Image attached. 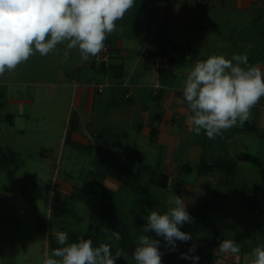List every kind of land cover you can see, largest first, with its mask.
<instances>
[{
  "label": "crops",
  "instance_id": "obj_1",
  "mask_svg": "<svg viewBox=\"0 0 264 264\" xmlns=\"http://www.w3.org/2000/svg\"><path fill=\"white\" fill-rule=\"evenodd\" d=\"M149 2L144 5L135 0L134 7L116 22L117 30L105 41V59L97 55L88 62L64 65L59 80L36 82L42 86V100L20 101L30 104L29 115L41 114L38 117L48 124L66 115L61 135L56 137L57 147L42 145L41 153L48 155L49 149H56L57 165L66 172L69 157L87 155L92 162L87 170L92 179L88 185L91 197L115 195L127 181H133L130 172L137 173L141 182L171 187L168 198L181 196L190 211L196 208L198 195L204 194L206 229L228 235L227 220L232 215L231 220L245 221L243 253L227 259V264H248L249 241L255 240L256 233L264 234V97L243 126L224 131L215 140L190 130L187 105L178 100H183V82L197 59L246 54L250 65L264 69V0H169L162 11ZM146 8L159 14L156 21ZM142 11L143 22L137 16ZM128 12L135 16L128 18ZM178 28L182 31L177 32ZM158 57L166 61L162 68L156 66ZM99 85L104 86L102 91ZM0 91L3 105L8 93ZM48 97L57 100L49 102ZM9 151L16 159L17 151ZM57 183L71 194H87L83 188L74 193L78 187L72 174ZM91 226L86 231H59L86 233ZM117 227L123 233L125 226ZM186 233L203 241L208 264L218 246H212L207 234ZM123 235V243H134Z\"/></svg>",
  "mask_w": 264,
  "mask_h": 264
},
{
  "label": "rangeland",
  "instance_id": "obj_2",
  "mask_svg": "<svg viewBox=\"0 0 264 264\" xmlns=\"http://www.w3.org/2000/svg\"><path fill=\"white\" fill-rule=\"evenodd\" d=\"M149 1L140 0L144 5L150 4ZM145 10L152 15V20L156 21L159 17V14H155L150 8ZM144 13L145 11H142L137 14L142 22L145 20ZM130 14L133 13L128 12V18L135 16ZM181 31L182 29H179L177 32ZM64 50L65 45L61 44L47 56L42 57L35 53L15 70H6L5 75L0 77V89L8 93L3 105L0 104V134L3 136L0 138V144L5 146V152L13 149L18 153L16 159L10 163L3 162L0 156V264H39L46 252L50 253L52 248L59 247L51 233L62 229L86 231L91 224L101 226V234L111 244L114 255L117 248L123 249L125 255L120 256L116 264H135L132 252L137 247L141 229L147 223L146 218L151 210L161 213L168 210L170 205L167 201L171 198H168L171 195L168 193L171 187L164 189L155 187L148 180L141 182L137 173L130 172L128 174L134 182L127 181L115 195L91 197L88 185L92 183V179L89 178L87 170L92 162L87 159V155L72 159L69 157L65 165L66 172L63 166L62 169L57 165L56 149H49L48 155L41 153L42 145L57 147L56 137L61 135L59 130L65 126L62 119H65L66 115L63 114L59 118L60 122L48 124L45 118L38 117L41 115L39 113L29 115L27 106L30 104L20 100H42L43 89L36 82L59 80L62 71L60 68L81 61L80 53L77 54L75 49L65 61ZM11 99H16L17 102L13 104ZM47 100L56 101L57 98L48 97ZM64 109L67 111V108L62 107V110ZM24 111L27 113H23ZM10 113L14 115L13 119L7 117ZM54 125L57 126L55 133L51 132ZM20 129L24 131L21 132ZM72 170L74 171L71 172ZM69 174H72V181L78 187L74 193L83 188L82 190L87 192L84 197L63 190L57 183L59 178ZM139 184L140 186H137ZM156 197L159 199L155 200ZM197 198L196 208L187 210L192 222L185 223L181 230L192 232L196 236L207 234L213 241V247L218 246L223 239H235L240 243L242 254L246 243L243 233L246 231L243 226L245 221L231 220L234 214L227 220L228 235H216V231L206 229L208 215L204 206L205 195H198ZM209 198L215 200L216 197ZM118 224L125 226L123 233L129 236L133 244L123 243L126 238H123L122 230L117 229ZM114 232L119 234L120 240L112 236ZM143 234L151 235L155 239L160 238L156 237L155 233ZM215 256L218 258H215L216 264H227V259H232L218 253Z\"/></svg>",
  "mask_w": 264,
  "mask_h": 264
},
{
  "label": "clouds",
  "instance_id": "obj_3",
  "mask_svg": "<svg viewBox=\"0 0 264 264\" xmlns=\"http://www.w3.org/2000/svg\"><path fill=\"white\" fill-rule=\"evenodd\" d=\"M135 0H0V77L13 71L32 55L44 57L64 44V60L77 49L82 62H88L105 47L108 35L117 30V21L134 7ZM188 114L187 123L196 135L203 132L215 140L227 131L250 119L251 109L264 97V69L250 65L246 54L211 55L196 60L182 87ZM167 211L151 210L141 229L137 247L132 253L135 264H162L161 240L143 233H155L176 249V242L190 239L181 230L192 217L184 199L173 195ZM59 247L45 253L39 264H116L125 255L110 243L93 246L91 239L69 242L65 231L51 233ZM117 240L121 237L112 233ZM252 251L248 264H264V234L256 233L249 241ZM229 258L241 253L235 239H223L215 250ZM199 260V257H193Z\"/></svg>",
  "mask_w": 264,
  "mask_h": 264
},
{
  "label": "water",
  "instance_id": "obj_4",
  "mask_svg": "<svg viewBox=\"0 0 264 264\" xmlns=\"http://www.w3.org/2000/svg\"><path fill=\"white\" fill-rule=\"evenodd\" d=\"M160 240L161 244H164L161 253L162 256L165 255L162 264H206L208 261V249L203 246V241L201 239H198L195 244L191 242L188 243L187 241L182 242L186 244V248L179 251H177V249L168 250L171 246L167 245L163 239ZM197 256L199 257L198 261L192 259Z\"/></svg>",
  "mask_w": 264,
  "mask_h": 264
},
{
  "label": "trees",
  "instance_id": "obj_5",
  "mask_svg": "<svg viewBox=\"0 0 264 264\" xmlns=\"http://www.w3.org/2000/svg\"><path fill=\"white\" fill-rule=\"evenodd\" d=\"M155 1L152 0L153 6H155ZM1 95V91H0ZM251 128V127H249ZM153 132H155V129H153ZM1 152V159L5 163H10L14 158H11L10 155L15 156V154L12 151L5 152L3 148L0 147ZM16 161V160H15ZM203 164H206L205 158L202 162ZM190 168V167H188ZM201 171H205V166H202ZM141 190V189H140ZM85 238V239H91L93 241V246H98L101 242L109 243L105 238H103L101 234V229L98 226L92 225L86 233H80V232H70L68 234L69 242H77L79 238ZM215 238V237H214ZM215 254L213 252L210 253V261L208 264H214L215 262ZM231 264H241V263H231Z\"/></svg>",
  "mask_w": 264,
  "mask_h": 264
},
{
  "label": "built area",
  "instance_id": "obj_6",
  "mask_svg": "<svg viewBox=\"0 0 264 264\" xmlns=\"http://www.w3.org/2000/svg\"><path fill=\"white\" fill-rule=\"evenodd\" d=\"M169 4V0H156L155 1V8L158 11H162L167 5ZM108 56L107 48L104 47V49L98 54L99 59H105ZM166 64V61L162 57H158V60L156 61V66L158 68L164 67ZM98 89L102 91L104 89L103 85H99ZM94 138V136H92Z\"/></svg>",
  "mask_w": 264,
  "mask_h": 264
},
{
  "label": "flooded vegetation",
  "instance_id": "obj_7",
  "mask_svg": "<svg viewBox=\"0 0 264 264\" xmlns=\"http://www.w3.org/2000/svg\"><path fill=\"white\" fill-rule=\"evenodd\" d=\"M189 236H190V235H189ZM161 239H162V238H161ZM197 240H198V238H195V237L190 236V239H189L187 242H188V243L191 242L192 244H193V243L195 244ZM163 245H164V244H161V245H160V251H161ZM185 248H186V244H183V243L180 242V241H177V242H176V249H177V251L182 250V249H185ZM168 250H171V247H169ZM164 258H165V255L162 256V262L164 261Z\"/></svg>",
  "mask_w": 264,
  "mask_h": 264
}]
</instances>
